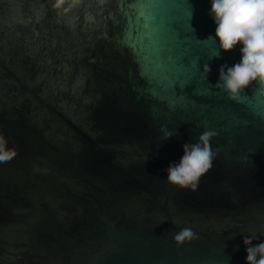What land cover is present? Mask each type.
<instances>
[{
    "label": "water",
    "instance_id": "obj_1",
    "mask_svg": "<svg viewBox=\"0 0 264 264\" xmlns=\"http://www.w3.org/2000/svg\"><path fill=\"white\" fill-rule=\"evenodd\" d=\"M209 11L81 0L61 16L0 0V135L16 152L0 163V264H245L243 239L264 242V98L215 87L240 52L208 40ZM208 129L199 189L168 185ZM185 227L197 238L177 247Z\"/></svg>",
    "mask_w": 264,
    "mask_h": 264
},
{
    "label": "clouds",
    "instance_id": "obj_2",
    "mask_svg": "<svg viewBox=\"0 0 264 264\" xmlns=\"http://www.w3.org/2000/svg\"><path fill=\"white\" fill-rule=\"evenodd\" d=\"M51 10L63 16L79 7L81 0H49ZM215 32L213 37L219 53H230L239 47L240 60L231 67L221 65L215 85L227 94L228 99L237 101L240 94L253 84L264 98V0H209ZM211 71L205 64L202 74ZM161 142L170 139L173 133L162 125L159 129ZM214 130L203 131L196 143H185L179 162L170 163L166 169V183L178 190L196 192L200 180L211 170L216 153L211 141ZM16 152L7 147V140L0 135V163L14 159ZM190 228H181L173 236V243L180 247L196 239ZM255 236L243 239L246 250L245 264H264V242L253 244Z\"/></svg>",
    "mask_w": 264,
    "mask_h": 264
},
{
    "label": "snow or ice",
    "instance_id": "obj_3",
    "mask_svg": "<svg viewBox=\"0 0 264 264\" xmlns=\"http://www.w3.org/2000/svg\"><path fill=\"white\" fill-rule=\"evenodd\" d=\"M187 35V34H186ZM183 59V58H182Z\"/></svg>",
    "mask_w": 264,
    "mask_h": 264
}]
</instances>
